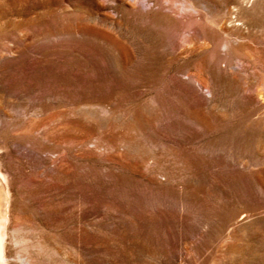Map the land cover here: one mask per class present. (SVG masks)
I'll return each instance as SVG.
<instances>
[{"label": "rangeland", "instance_id": "374dc122", "mask_svg": "<svg viewBox=\"0 0 264 264\" xmlns=\"http://www.w3.org/2000/svg\"><path fill=\"white\" fill-rule=\"evenodd\" d=\"M0 234V264H264V0H0Z\"/></svg>", "mask_w": 264, "mask_h": 264}, {"label": "bare ground", "instance_id": "6f19581e", "mask_svg": "<svg viewBox=\"0 0 264 264\" xmlns=\"http://www.w3.org/2000/svg\"><path fill=\"white\" fill-rule=\"evenodd\" d=\"M1 254H2V236L0 234V256H1Z\"/></svg>", "mask_w": 264, "mask_h": 264}]
</instances>
